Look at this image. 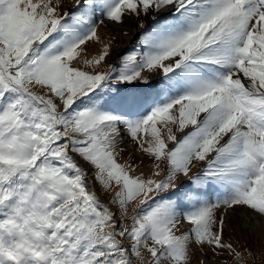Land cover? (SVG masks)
<instances>
[{
  "label": "snow or ice",
  "instance_id": "1",
  "mask_svg": "<svg viewBox=\"0 0 264 264\" xmlns=\"http://www.w3.org/2000/svg\"><path fill=\"white\" fill-rule=\"evenodd\" d=\"M128 20L141 51L81 61ZM233 216L264 264V0H0V264H257Z\"/></svg>",
  "mask_w": 264,
  "mask_h": 264
},
{
  "label": "rangeland",
  "instance_id": "2",
  "mask_svg": "<svg viewBox=\"0 0 264 264\" xmlns=\"http://www.w3.org/2000/svg\"><path fill=\"white\" fill-rule=\"evenodd\" d=\"M34 2H36V0H34ZM55 2V0H54ZM61 3L64 4H71L72 0H61ZM101 14L99 12L96 13L94 20L92 21L94 22H98L101 19ZM164 23L166 24H173L176 23V21H174L172 18H166V20L164 21ZM125 31V29H124ZM123 31V32H124ZM137 31V30H136ZM135 31V32H136ZM97 32H98V36L99 39L98 40H93L92 42H90L88 44L87 49L84 52V55L81 57V61L85 58L87 59H92L94 57H96L97 55H99L100 51L103 49V46L105 44H108L112 50V53L114 51L115 48H117L119 46V41H117V39L107 30V28L103 25H97ZM114 37V40H113ZM139 36H135L133 35V38L130 40L129 43H125L124 45L120 46V48L118 50H116V52L113 53V55L115 56L116 60H117V66L119 65V58L121 56H123L126 52L130 51V50H134V51H140L143 48V45H140V50H138L137 46H138V39ZM111 63V57L108 58L107 62H101V64L99 66L96 67L97 71H103L107 68L108 64ZM81 66H83L81 64ZM87 70H91V69H87ZM161 78H156L153 81H150L149 83L152 84L155 88H160L161 87V83H160ZM111 83V82H109ZM134 84L137 85V87H140L139 82H133ZM111 88L113 89H119L121 92H126L129 89L132 88V85H128L127 88H125L124 85H120V84H111ZM36 91H39V89H36ZM105 91H108V89H105ZM109 95L111 96H116V92L115 91H111L109 93ZM115 105H110L108 107L105 108V110L107 111H111L113 109ZM150 110V106H144L143 110L140 111L138 114L139 115H144L147 114V111ZM166 135V133H165ZM130 143V146L127 145H121L120 147L124 149L123 152H121L119 154V156L117 157L118 162L121 164H125V163H130L132 165V167L134 168V171H132L130 174L133 176H137L140 175L141 173L144 175L145 178L149 177L152 175V171H153V167H152V161L145 158L143 160V162H141L139 159H136L135 157L139 156V153H135L133 151L132 148V143ZM193 171H196V168H193ZM163 175V173H162ZM155 178H159V177H155ZM91 183V181H90ZM98 193H99V197L101 200L111 204L112 202V197L114 195V191L115 189H108V190H104L102 188H98L97 189ZM134 205H129V209H128V216L130 217L132 215V208ZM113 208L115 209L116 206L113 205ZM117 215L119 216V213H117ZM130 222V220L128 219H124L121 221L122 224H128ZM183 232V229H181L180 231L177 232V234H181ZM225 241H231V243L233 244L234 247H238V248H245L247 247H251L253 249V251L256 254V261L257 264H262V257H261V241L260 239L257 238V234L253 233V234H249L248 230L245 229L241 223V218L235 217L233 216L232 219L230 220V225L228 227H226L225 229ZM221 264H235V262L230 258H222L221 259Z\"/></svg>",
  "mask_w": 264,
  "mask_h": 264
},
{
  "label": "bare ground",
  "instance_id": "3",
  "mask_svg": "<svg viewBox=\"0 0 264 264\" xmlns=\"http://www.w3.org/2000/svg\"><path fill=\"white\" fill-rule=\"evenodd\" d=\"M106 28L117 39V41H119V43H118L119 46L114 49L113 53L116 52V50H118L120 48V46H122L125 43H127L128 39H129L128 36H125V35L122 34L124 29H129L130 33L133 32V34L137 30L134 20L126 21L124 27H117L115 25L109 24ZM127 146H130V143H128ZM241 223H242L243 227L248 230V228H249V218L247 216H245L243 219H241ZM252 223L253 224L255 223L254 219H253Z\"/></svg>",
  "mask_w": 264,
  "mask_h": 264
}]
</instances>
